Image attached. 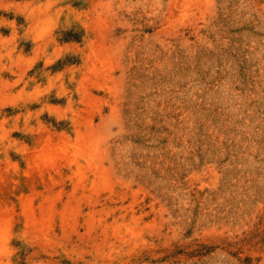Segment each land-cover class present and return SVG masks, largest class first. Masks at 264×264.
I'll return each mask as SVG.
<instances>
[{
	"label": "rangeland",
	"instance_id": "obj_1",
	"mask_svg": "<svg viewBox=\"0 0 264 264\" xmlns=\"http://www.w3.org/2000/svg\"><path fill=\"white\" fill-rule=\"evenodd\" d=\"M0 264H264V0H0Z\"/></svg>",
	"mask_w": 264,
	"mask_h": 264
}]
</instances>
